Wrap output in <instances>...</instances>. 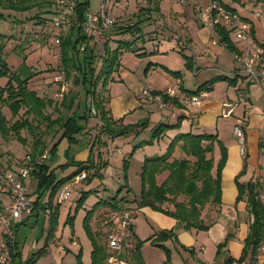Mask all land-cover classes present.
<instances>
[{
    "label": "crops",
    "instance_id": "crops-1",
    "mask_svg": "<svg viewBox=\"0 0 264 264\" xmlns=\"http://www.w3.org/2000/svg\"><path fill=\"white\" fill-rule=\"evenodd\" d=\"M218 1L222 3L221 0ZM106 4L110 10H112L113 16L117 21V26L114 32L110 33L107 38L99 37L102 38L104 45L107 44L110 50L116 49L117 42L130 41L128 39V33L135 34L137 33L136 31L140 33V36L145 33L150 40L153 39L157 42L155 45L156 48H153L148 53L144 44L147 39L139 35L132 38L134 48L139 51L131 54L135 57L137 54H143L140 57L141 61L145 62L143 70L144 76H142L143 80L130 77V75L127 76V73H119L122 66L116 69L117 71L115 72H117V77L111 75L107 86L103 89L105 96L104 107L108 112V116L114 121H120L122 125H133L136 124V122L133 123L130 120L132 115L137 111L143 112L147 109V112L145 111L147 116L142 121L147 120L148 126L145 130H140L137 134L147 132L149 135H151L150 130L157 124L172 125L181 117L182 121L178 130L168 131L160 139L153 141L152 145L141 147V149H150L149 152L153 151L157 154H161L163 151L165 152L170 140L176 134L187 132L216 135L226 151V161L221 174V205L219 207L206 206L202 211L201 219L206 225H209L207 230L196 231L178 228L174 219L160 212L154 211L148 207L136 208L137 212L144 215L147 219L148 225L142 227L137 225L136 211L133 210L134 238L128 241L123 249L130 250L133 248L136 240H144L140 248L144 264H264V252L262 251V248L264 249V239L255 255H252L251 251L248 250L246 256L242 259L245 249V240L248 236L249 226L253 221V217L247 211V192L243 194L239 202H236L238 197L236 184L239 183L243 186L252 185L254 191L257 193V199L264 205V93L261 92L258 87L247 83L243 76L236 73L237 65L234 63L230 52L220 44H212V37L215 35L221 40L218 36V31L215 32L212 28L201 26L195 15L193 17L195 22L190 23L186 15H184L182 19L178 17L180 13L177 12H171L170 14L163 13L161 12V1L155 8L149 1L148 8H146V11L149 12L142 11V15L139 13L142 9L140 7L142 6L136 5L131 8L128 1L125 5L126 7L121 8L118 6L117 1L112 2L106 0ZM113 9H115L117 13H114ZM144 12L146 13L144 14ZM5 15L10 16L6 18V20H3L5 25L12 21L11 26L13 28H16V25H20L21 28L26 27L23 21L24 17L22 16L24 13L9 12L5 13ZM14 17L18 20L14 21ZM42 17H45V15ZM241 17L250 20L245 16ZM127 20L130 21L127 22ZM250 22L252 24V35L256 39L254 23L251 20ZM39 27L40 25H37L34 29L38 30ZM91 39L96 43V39L99 38L98 35H95L92 36ZM228 39L229 44L232 43L231 45H233L232 37L228 36ZM128 53L130 52L124 50L120 51L119 62L121 57ZM174 53H179L183 56L185 70L188 69L190 72L194 70L196 72L195 75L190 74L194 78V83L190 85L193 89H189L191 87L185 85L187 78L184 71L179 68L173 69L167 63V59L170 56H174ZM149 55L152 57L148 58ZM120 64L121 63H119V65ZM52 69L54 68H47L45 71L48 72ZM35 72H37V70H35ZM174 73H181V77L183 78L179 75H174ZM222 76H227L228 80H216ZM132 80L133 82L129 83ZM45 82L46 81L43 79L41 81L38 79L35 83H31L30 80L28 86L38 94V88L36 89L32 86L40 84L43 88ZM204 84H206V88L209 89L206 93V97L202 100L201 107L196 111L191 107L179 103H172L167 109L158 110L153 104L143 99L141 95L145 87H150L156 92H162L167 88L178 86L182 90L195 92ZM125 86H127V92L125 91L123 94L111 96V90L113 88L116 89V87ZM216 90L218 92H216ZM38 96L44 98L39 94ZM81 103H83V100L79 99L74 105V107L78 106V114H82L80 111ZM224 104H231L232 106V114L229 116H224L223 114L224 110H226L223 106ZM149 111H151V113ZM90 118L84 125L82 132L78 135H84L85 137L94 136V140L91 141V146L93 145L94 148L95 143L99 144H97L98 147L103 146V148L99 149V153L104 154V160L107 162L109 144L114 145L121 138L111 139L105 135H100L99 128L101 122L99 119ZM237 118H243L245 120V146L243 154L240 153L239 145L232 134L233 126ZM80 124L83 123L80 122ZM137 134L134 133V135ZM59 136H57L56 139ZM21 137L24 138L22 135ZM5 139L7 141L9 137ZM56 139H54L45 150L49 152L52 143ZM149 140L150 138L148 140L143 139L140 142ZM7 142L10 143L13 141ZM64 143H66L64 147L68 149H65V151L61 153L59 149H62ZM68 144L69 143L65 139H62L56 147L54 155L50 156V154H48L47 161L52 162L55 158L52 164H46L49 168V172L53 171L56 181L66 177L75 170V167H70L71 169L66 171H62L60 168H65L66 165L75 161L86 162L89 156L88 154L83 158L86 151L84 149L80 155V158H83V160H79L78 158L69 159L70 148ZM29 146L30 144L28 142L22 145V147L25 148L24 155L28 152L31 153V151H29ZM10 148L11 147L7 145L5 151L0 153V160H3L2 162L6 164H13L14 161L21 158H15ZM112 149L119 157L129 162V160L125 158L129 153L127 141H124L122 145L112 147ZM183 157L184 155L179 149H176L172 156L174 159H181ZM212 157L214 165H216L220 159V150L217 145L214 146ZM145 158L146 157L142 159L141 163ZM58 172H61V174L58 175ZM99 174L103 176L102 171H100ZM162 175L166 177V173ZM161 176L157 177L158 184L164 180H160ZM34 179L35 178L31 176L28 180V191ZM34 181H36V179ZM81 182L83 181L76 183ZM100 183L102 182L100 181ZM104 190L106 189L104 188ZM94 191L97 192L95 189ZM39 192H43V194L41 195ZM28 196L36 205L49 206V190L39 191L37 181L34 192ZM55 197H57L56 194L51 199V207L49 208L53 207L52 205ZM65 200L58 203L56 199L57 206L59 207L64 204ZM9 202L8 195L0 191V207L7 206ZM97 202L93 203L89 209L84 208L85 215ZM58 207H54L57 210L56 213L58 212ZM67 209L68 211L65 212V216L64 213H62L63 225L60 229V234L65 230V224L70 217L71 206H68ZM109 211V209L101 207L95 209L91 215L89 226L97 239H102L106 234L107 226L104 225V220ZM54 212L55 211H52V214ZM60 217L61 212L59 216L57 213L53 221L50 219L47 220L43 216L33 214L31 216H25L20 222L15 223V253L17 255L12 261V264H28L29 260L37 254L38 256H36L32 264H39L40 261H42V263L43 261L47 262V264H66L64 263L65 259L71 252L72 247H78V242L73 241V238L69 237L71 245L68 247L63 245V235L57 236L56 234H58V232L56 230L58 227L56 229L54 228L55 224L59 226V222L61 221ZM142 228L147 229L145 237H140ZM161 230H173L174 232L171 238L161 243L166 248L165 250L155 247L150 241H147L150 238H154ZM1 239L2 229L0 227V242ZM41 240H43V242H41ZM90 246L91 255V242ZM81 249L82 247L80 246L77 256L81 254ZM77 260L74 264H77ZM80 262L85 264L82 261ZM110 264L126 263L115 260Z\"/></svg>",
    "mask_w": 264,
    "mask_h": 264
},
{
    "label": "trees",
    "instance_id": "trees-1",
    "mask_svg": "<svg viewBox=\"0 0 264 264\" xmlns=\"http://www.w3.org/2000/svg\"><path fill=\"white\" fill-rule=\"evenodd\" d=\"M59 0H0V20H6L10 17L5 13H25L33 9L41 10L44 6L51 9L43 12L49 17L35 16L34 19H40L39 24L43 21H50V17L54 15L58 8L55 5ZM74 11L77 20L82 23L85 20V13L88 8V0H74ZM56 8V10H55ZM32 20V19H30ZM218 36L221 41L228 43L229 50L232 45L229 44L228 35L223 31H218ZM2 38V35H0ZM92 37L83 35L79 28H72L69 32L60 38V54H61V71L64 79H68L71 72L73 73L74 85L82 88L85 98V104L82 114H78L74 107L78 101V95L75 94L69 98H64L61 106H63L68 115L65 118H57L51 120V117L45 113L51 101L38 96L37 92L31 90L28 86L29 81L37 75L30 70H11L4 58V45H0V79H7L4 86L0 89V134L3 138L14 137L21 144H25V139L20 136L22 130H26L31 136H36L32 145L30 154L36 155L41 153L42 134L38 130L40 125H45L46 129L52 128L55 125L59 126L61 131L60 136L52 143L49 150L50 156H53L62 139H66L68 143L76 142V136L82 132L84 125L92 116V109L88 106L93 104V117L99 119L101 126L99 128L100 135H105L108 138H118L131 133L137 134L140 130L147 128L148 122H142L133 125H122L120 121H114L108 112L105 110V100L100 97L97 91L98 86L105 89L108 81L119 67L120 51H128L137 53L138 49L132 48V43L117 42V47L110 50L105 44V57L103 64L98 73L95 72L93 65L94 46L87 43ZM86 44L83 53H80L79 47L81 44ZM90 52L89 54L87 52ZM143 54H137L141 57ZM179 75L181 73H174ZM217 81H227V76H222L216 79ZM209 88L206 84L201 85L195 92L182 90L188 95H198L207 93ZM91 101V104H90ZM177 104V101H173ZM5 106L11 113V117L18 116L19 111L24 109L23 119L16 120L11 126H8L9 120L1 113V107ZM74 108V109H73ZM182 118H178L175 124H157L150 130V140L136 144L133 148L139 149L144 146L152 145L153 141L160 139L166 132L178 130ZM82 122L83 124H80ZM96 139V138H95ZM217 145L220 150V159L216 165L213 161L214 146ZM93 148V145L91 146ZM176 149H179L184 157L181 159L172 158ZM90 155L86 162H72L69 166L75 167V170L64 178L56 181L53 171L49 172L46 161L41 165L36 166L31 176L37 180L39 191L49 190L50 202L57 191L67 183L71 182L81 173H85L86 177L83 181L91 182L95 177H101L100 162L95 164ZM226 161V151L223 144L217 139L216 135L212 134H194L191 132L178 133L169 142L165 153L146 157L141 165L140 170V193L137 200L133 203L136 208L148 207L154 211L160 212L176 221L178 228L185 230L204 231L209 228L201 219L202 211L206 206L219 207L221 205V174ZM166 173L164 180L158 184L157 177ZM238 189V197L236 202H239L245 192H247L246 206L247 211L253 217V221L249 226L248 236L245 240V249L242 259L250 250L252 255H255L257 249L264 239V205L257 199V193L252 185L243 186L236 184ZM126 185L119 187L117 194L107 200L98 201L90 211H88L83 219V229L89 238L92 245L91 260L92 264H106L107 259L112 255L117 261L126 264H144L140 253V248L143 241L136 240L132 249L125 250L122 248L120 252L111 254L107 248L106 242L100 238H96L92 233L89 222L91 215L97 208H106L117 210L122 208L118 205L117 197ZM90 192H82L78 199V204L82 203L85 195ZM125 198H121V201ZM50 202L48 207H51ZM124 208H130L125 207ZM134 210L133 208H131ZM56 217V210L51 215L50 220L53 221ZM174 235L173 230L159 231L154 238H150L151 244L160 249H166L161 243L168 240ZM106 237V234L104 235ZM134 238V235L133 237ZM12 261L16 258L15 247L10 248ZM38 256V254L36 255ZM36 256H33L28 262L32 264ZM77 264L80 262V254L77 256Z\"/></svg>",
    "mask_w": 264,
    "mask_h": 264
},
{
    "label": "rangeland",
    "instance_id": "rangeland-1",
    "mask_svg": "<svg viewBox=\"0 0 264 264\" xmlns=\"http://www.w3.org/2000/svg\"><path fill=\"white\" fill-rule=\"evenodd\" d=\"M110 1L112 2L117 1L118 6L120 8L126 7L125 5L127 4V1L129 2L131 8H133L136 5L142 6L140 7L142 9L139 12L141 15L143 13L142 11H146V8H148L149 1L154 6V8L158 6V3H160L161 1V12L167 13V14H170L171 12L172 13L177 12V13H180L178 17H181L183 19L184 15H186L187 16L186 18L187 20L190 21V23L195 22L193 18L194 12L191 6L182 5L178 3L176 0H110ZM210 1L211 0H202V3L203 5H207ZM221 1L228 7L232 8L240 16H245L252 21L254 23L255 37L257 41L261 44H264V0H221ZM103 4L111 12L113 16L114 14L112 13V10H110V8L107 6L106 0H103ZM55 6L56 8H58V5H55ZM99 6H100V0H88L87 12L96 15L99 12ZM51 8L44 6L41 10L33 9L29 12H25L24 15H22L24 17L23 21L26 24V27L24 28H21L20 25H16V28H13L11 26L12 21L8 22L5 25L3 20H0V35H2V38H0V45H4V50H3L4 58L6 60L8 67L11 70H17V71L18 70H24V71L30 70L32 73H37V75H35L31 79V83H35L36 81H38V79L40 81L42 79L46 81L43 84V88L41 87L42 85L40 86V84H35L32 87L36 89L38 88L37 89L38 94L44 97L46 100L51 101V104L48 105V107L45 110V113L51 117V120H55L57 118H65L68 115L66 109L63 106H61V103L65 97L69 98L70 96H72V94L73 95L77 94L78 100L79 99L84 100L85 95H84V91L82 90V88L74 85L73 83L74 75L72 72L68 79L65 80L64 75H61V78H63L62 82L61 81L59 83L53 82L54 78L62 74L60 43L56 44L55 41L56 39L65 36L69 32V30L72 28V22L69 24H65L64 26L60 28V30H58V29L51 27L50 21H43V24H39L38 22L40 21V19L38 18L34 19L35 16L41 17L45 15L43 14V12H46L47 10ZM113 11L114 13H117L115 9H113ZM146 12L148 13L149 11H146ZM146 12H144V14ZM254 12H258L261 15L260 19L255 20L254 15H253ZM45 17H49V15H45ZM13 19L14 21L18 20L15 17ZM129 21L130 20H127V22ZM37 25L38 26L40 25L38 30L34 29V27H37ZM116 26H117V21L114 18L113 27L101 32V34L98 35L99 39H96V43H94V40L92 39L90 40V38H89V41L87 42L89 44L91 43L92 47L94 46L93 65H94L96 73H98L99 70L101 69V66L103 64V59L105 57V46L102 41V38H107L110 33H113L114 30L116 29ZM136 32L137 33L135 34L128 33V37H129L128 39L130 41H127L129 43L131 42L133 43L132 48L134 50L135 48H134V42L132 41V38L136 37L137 35L140 36V33H138V31ZM99 36H101L102 38ZM140 37L147 39V41L144 44H145V49L147 50L148 53L153 48H156L155 45L157 44V42L153 39L150 40L148 35L144 33V35ZM87 53L89 54L90 52L88 51ZM173 55L174 56H170L167 59V63L173 69H178V68L182 69L187 78L185 85H189V87H191L189 89H193L192 86L190 85L194 83L193 82L194 78L191 76L192 72H190L188 69L187 70L184 69L183 56L179 53H174ZM150 57L152 56L149 55L148 58ZM119 63L121 64L119 65L118 68L122 66L121 71L119 73H122V74L127 73L128 74L127 76L130 75V77L137 78L138 80L139 79L143 80L142 76H144L143 70H144L145 62L141 61L140 57L138 56L135 57L130 52L128 54L123 55ZM47 68H54V69L47 72L45 71V69ZM35 70H37V72H35ZM112 75L117 77V72L112 73ZM132 82L133 80L129 83H132ZM5 83H6V79L4 78L0 79V89L4 86ZM62 86H64L63 87L64 89L62 88ZM127 86L116 87V89L113 88L111 90V96H114L115 94L120 95V94L125 93V91L127 90L126 89ZM97 91L99 92L100 97L104 99L105 98L104 93H103L104 91L101 89L100 86H98ZM216 92L218 91L216 90ZM90 104H91V101H90ZM88 107L92 109L91 114L94 115L93 104L89 105ZM84 108H85V104L81 103L80 111L83 112ZM75 110L78 111L77 108ZM145 111L147 112V109ZM145 111L143 112L137 111L135 114L132 115L130 120L133 123L142 121L147 116V113ZM149 112L151 113V111ZM1 113L5 116L7 120H9L8 126H11L16 120L23 119L24 117L23 116L24 109H21L19 111L18 116L15 118L11 117L10 111L5 106L1 107ZM90 119H97V118L92 117ZM38 132L39 134H42L41 149L42 148L46 149V147H48V145L61 133L58 125H55L49 129H46L45 125H40ZM131 134L132 135L128 134L122 137L114 138V139H119V138L121 139L114 145L109 144L107 162H105L104 160V154L99 153L100 151L99 149L103 148V146L98 147L99 144L95 143L94 148L90 147L92 144L91 141L94 140V136L85 137L84 135H77L76 142L68 144L70 148L69 150L70 158L69 159L78 158L80 160L81 159L80 155L82 154V151L84 149L86 151L84 153L83 158H85L86 155L88 154L90 155V151L92 149L91 157L95 164L100 162V166H103L101 167V170H100L102 171L103 176L95 177L89 183H87V181L76 183L74 180L67 183L65 186H68L69 194L64 204H62L59 207L56 204L57 197L54 198V202L52 205L53 210L52 208L50 209L52 211H55L56 210L55 208L58 207L57 213L59 216V213L61 212L60 220L62 221V222L61 221L59 222V226L55 224L54 228L56 229L58 227V229L56 230L58 234L56 235L57 236L63 235L62 243L63 245H66V247L71 245L69 237H72L73 241L78 242V247L71 248V252L69 253L68 257L65 259L64 263L74 264L75 261L77 260L76 256H77L79 247L81 246L82 251L80 254V259H81L80 261H82L85 264H92L91 255H90V249H91L90 242H89L90 240L87 237L83 229V225H82V220L85 215L84 208L89 209V207H91V205L97 201L107 200L108 198H112L113 196L117 194V190L119 189V187L123 185H126V188H123L117 197L118 205L120 207L121 206L130 207V208H133L134 211H136L137 225H139L140 227L148 225L147 219L144 217V215L137 212L136 205L133 203L134 200L138 199L139 193H140V186H141L140 170H141V165H142L141 161L144 157L162 155L165 152L163 151L161 152V154H157V153H154L153 151L149 152L150 149H147V148H144V149L139 148V149L133 150L136 144H138L143 139L148 140L150 138V135L147 132H142L141 134L139 133L140 135L139 134L134 135V133H131ZM21 135L24 136L25 143L28 142L30 144L29 151H32L31 148H32V145L34 143L36 136H31L26 130H22L20 132V136ZM7 141L9 142L13 141V142L8 143ZM7 141L0 134V153H3L7 145H9L11 147L10 149L12 153L14 154L15 158L24 157L23 155L25 153V148L22 147L23 144L18 143V141L15 140V138L11 136L9 137V139H7ZM124 141H127L128 146H129V150H128L129 153L125 157L126 160H129V162L123 160L122 157H119L117 153L113 151L112 149V147L122 145ZM65 144L66 143H64L62 149L61 148L59 149L61 153L64 152L65 149H68L67 147L66 148L64 147ZM27 154H30V152H28ZM83 158L81 160H83ZM54 161H55V158L53 159L52 162ZM52 162L47 161L46 163L52 164ZM70 167L73 168V166L66 165L65 168H60V169L62 171H66L68 169L70 170L71 169ZM60 174L61 172H58V175ZM164 177L165 175H162L160 180L164 179ZM34 180L31 182L28 195L29 194L31 195L36 188L37 180L36 181ZM100 181L102 183H100ZM104 188L106 190H104ZM94 189L97 190V192H95ZM83 191H87L90 193H87L82 203L78 204L77 203L78 199L82 195ZM58 192L59 190L57 191L56 196L58 195ZM39 193L41 195L43 194V192H39ZM121 198H125V201L123 200L120 202ZM39 206H43V205H39ZM68 206H71L70 217L65 224V230L62 231L60 234V229L63 225L62 213H64V216H65V212L68 211L67 209ZM146 230L147 229L142 228L140 237L146 236ZM101 240L103 242L104 241L106 242V237L103 236ZM142 241L144 242V240ZM41 242H43V240H41ZM39 264H47V262L43 261L42 263V261H40Z\"/></svg>",
    "mask_w": 264,
    "mask_h": 264
},
{
    "label": "built area",
    "instance_id": "built-area-1",
    "mask_svg": "<svg viewBox=\"0 0 264 264\" xmlns=\"http://www.w3.org/2000/svg\"><path fill=\"white\" fill-rule=\"evenodd\" d=\"M182 5L191 6L199 24L203 27L212 28L215 32L223 31L233 39L232 49L229 50L228 43L221 41L215 35L212 37V44H220L230 52V55L237 65L236 73L243 76L245 81L258 87L264 93V44L256 41L252 35V24L249 20L241 17L233 9L222 4L218 0H211L207 5H203L201 0H176ZM58 9L51 17V27L60 30L65 24L72 22V26L79 28L83 35L92 37L100 35L101 32L113 27L114 18L111 12L100 0L99 12L94 15L85 13V20L80 23L77 20L74 0H59ZM255 20L260 19L258 12L253 13ZM56 39V44L59 43ZM232 44V43H231ZM86 45L83 43L79 47L83 53ZM195 71L192 74L195 75ZM61 75L54 78L53 82H62ZM183 78V77H181ZM64 86H62L63 88ZM64 89V88H63ZM141 95L158 110H164L171 106L173 101L193 108L195 111L201 107L202 100L206 93L198 95H188L178 86L167 88L162 92H156L150 87H145ZM224 116L232 114L231 104L223 105ZM245 120L237 118L233 126L232 134L237 141L240 153H244L245 146ZM49 152L43 150L41 153L32 155L26 154L13 164H6L0 160V191L5 192L9 197V204L0 207V227L2 229V239L0 242V264H12L10 248L15 247V223L20 222L23 217L33 214L50 219L52 210L43 205H36L29 199L27 182L31 177L33 169L41 165L48 158ZM85 173L75 177L74 181L79 182L85 179ZM68 186L62 187L57 195L58 203L68 197ZM134 211L131 208H120L107 213L104 225L106 230V244L111 254L120 252L124 245L133 237ZM264 252V249L262 248ZM116 259L111 255L107 259V264Z\"/></svg>",
    "mask_w": 264,
    "mask_h": 264
}]
</instances>
